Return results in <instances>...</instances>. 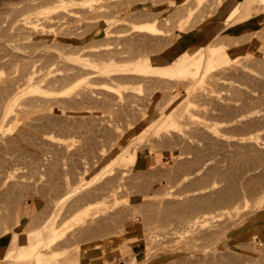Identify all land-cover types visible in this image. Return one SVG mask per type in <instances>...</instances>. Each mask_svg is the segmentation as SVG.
I'll list each match as a JSON object with an SVG mask.
<instances>
[{
  "label": "rangeland",
  "instance_id": "obj_1",
  "mask_svg": "<svg viewBox=\"0 0 264 264\" xmlns=\"http://www.w3.org/2000/svg\"><path fill=\"white\" fill-rule=\"evenodd\" d=\"M21 1L0 0V264H264V3Z\"/></svg>",
  "mask_w": 264,
  "mask_h": 264
},
{
  "label": "bare ground",
  "instance_id": "obj_2",
  "mask_svg": "<svg viewBox=\"0 0 264 264\" xmlns=\"http://www.w3.org/2000/svg\"><path fill=\"white\" fill-rule=\"evenodd\" d=\"M4 1H7V0H4ZM23 1V0H22ZM22 1L21 2H18V4L16 3V5H15V7L18 5V6H20L21 5V3H22ZM263 3H264V0H261ZM3 2V1H2ZM10 2V1H9ZM24 2H27V0L26 1H24ZM23 2V3H24ZM223 2H225V1H223ZM223 2L221 1V3L220 4H223ZM240 2H241V0H240ZM3 3H6V2H3ZM20 3V4H19ZM22 3V4H23ZM84 3V2H83ZM82 3V4H83ZM7 5H9L10 4V6H9V8L12 6V4L11 3H6ZM5 4V5H6ZM27 4V3H26ZM219 4V5H220ZM6 5V9L8 8V6ZM29 6V5H28ZM226 6V7H225ZM225 6H223V14L226 16L227 15V8H228V5H225ZM4 7V6H3ZM15 7L12 9L13 11H16L17 10V8H16V10H14L15 9ZM28 8V7H27ZM5 9V10H6ZM9 13V12H8ZM1 14V13H0ZM13 14V13H12ZM36 23V22H35ZM23 27L25 28V29H28V30H30V31H38V30H40V29H42V28H40L39 27V25H33L32 23H30V22H26V23H23ZM151 29V28H150ZM152 29H154V28H152ZM43 31V30H42ZM49 33V32H48ZM51 34V33H50ZM193 71L191 70V69H183V70H181L180 71V74H182V75H184V74H189V73H192ZM32 80V78H29L28 79V81H27V83L29 82L30 83V81ZM48 95V94H47ZM40 97V96H39ZM25 100V99H24ZM23 100V101H24ZM22 101V102H23ZM20 104H22V103H20ZM23 105H24V103H23ZM5 107V106H4ZM4 109V108H3ZM16 109V108H15ZM24 109V108H23ZM191 109V108H190ZM21 110V109H20ZM16 111V110H15ZM21 111H23V110H21ZM17 112H19V111H17ZM24 112V111H23ZM16 113V112H15ZM20 113V112H19ZM3 114V113H2ZM192 114V113H191ZM18 114H16V116H17ZM16 116H13V118H12V120H11V118H10V120L11 121H14L15 119H14V117L15 118H17ZM188 116V115H187ZM189 118V117H188ZM190 119H191V117H190ZM16 123L18 122V121H15ZM23 123V122H22ZM20 125H21V123H20ZM200 125V124H199ZM15 127V126H14ZM19 128V127H18ZM15 129V128H14ZM1 137H4V136H1ZM120 156V155H119ZM120 158V157H119ZM116 163H118V162H116ZM109 167V166H108ZM113 168V167H112ZM68 223H70V222H68ZM69 225V224H68ZM68 225H66V227L68 226ZM194 226V225H193ZM58 229V228H57ZM251 229V232L253 233V235H251V237L253 238V239H262V238H264V223L263 222H258L257 224H253L252 225V227L250 228ZM64 234V233H63ZM62 236V235H61ZM57 240H59V238H54L53 239V241H54V243L57 241ZM44 244V243H43ZM39 245V244H38ZM40 246V245H39ZM45 260V259H44ZM43 259H42V261H44ZM41 261V262H42Z\"/></svg>",
  "mask_w": 264,
  "mask_h": 264
},
{
  "label": "crops",
  "instance_id": "obj_3",
  "mask_svg": "<svg viewBox=\"0 0 264 264\" xmlns=\"http://www.w3.org/2000/svg\"><path fill=\"white\" fill-rule=\"evenodd\" d=\"M12 247L13 246L10 243L9 239H2V240H0V261L5 260V258L7 257V255L11 251H13V250H10Z\"/></svg>",
  "mask_w": 264,
  "mask_h": 264
}]
</instances>
